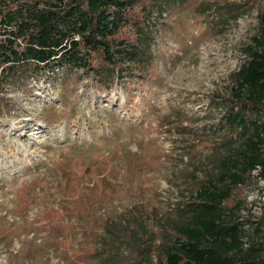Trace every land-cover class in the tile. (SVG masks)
<instances>
[{"label": "rangeland", "instance_id": "rangeland-1", "mask_svg": "<svg viewBox=\"0 0 264 264\" xmlns=\"http://www.w3.org/2000/svg\"><path fill=\"white\" fill-rule=\"evenodd\" d=\"M262 13L264 0H144L116 38L148 32L135 62L102 78L56 69L9 81L0 264H157L249 134L229 130L225 113ZM222 206L244 248L260 240L258 170Z\"/></svg>", "mask_w": 264, "mask_h": 264}, {"label": "trees", "instance_id": "trees-1", "mask_svg": "<svg viewBox=\"0 0 264 264\" xmlns=\"http://www.w3.org/2000/svg\"><path fill=\"white\" fill-rule=\"evenodd\" d=\"M143 1L0 0V93L9 81L45 70L82 69L102 78L124 61L135 62L148 47V32L139 27L129 43L116 38L128 25L127 13ZM252 41L236 74V103L225 113L229 130L249 134L223 161V187L205 190L204 202L190 206L189 223L158 250L157 264H264V231L244 248V232L222 206L252 172L264 181V122L257 119L264 116V13Z\"/></svg>", "mask_w": 264, "mask_h": 264}]
</instances>
